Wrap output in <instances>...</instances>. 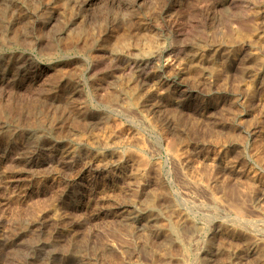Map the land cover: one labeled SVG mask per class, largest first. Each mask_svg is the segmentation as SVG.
Returning a JSON list of instances; mask_svg holds the SVG:
<instances>
[{
	"label": "rangeland",
	"instance_id": "obj_1",
	"mask_svg": "<svg viewBox=\"0 0 264 264\" xmlns=\"http://www.w3.org/2000/svg\"><path fill=\"white\" fill-rule=\"evenodd\" d=\"M0 264H264V0H0Z\"/></svg>",
	"mask_w": 264,
	"mask_h": 264
},
{
	"label": "bare ground",
	"instance_id": "obj_2",
	"mask_svg": "<svg viewBox=\"0 0 264 264\" xmlns=\"http://www.w3.org/2000/svg\"><path fill=\"white\" fill-rule=\"evenodd\" d=\"M121 40H122V39H121ZM124 40H125V39H124ZM125 41H126V40H125ZM127 41H128V40H127ZM127 41H126V42H127ZM118 42H120V40H119ZM138 42H139V41H138ZM124 43H125V42H124ZM124 43H123V44H124ZM127 43H128V42H127ZM123 44H122V45H123ZM124 46H125V45H124ZM127 46H128V45H126V47H127ZM122 47H123V46H122ZM115 48H116V47H115ZM120 48H121V47H120ZM124 49H125V48H124ZM112 95H113V94H112ZM132 102H133V101H132ZM152 199H153V198H152ZM151 204H152V203H151ZM236 211H237V210H236ZM239 211H240V214H242V211H241V210H239ZM238 227H239V226H238ZM242 227H243V226H242ZM175 228H176V227H175ZM171 231H172V230H171ZM129 238H130V237H129ZM130 240H131V239H130ZM132 240H133V239H132ZM122 241H123V240H122ZM127 241H128V239H127ZM201 263H202V262H201Z\"/></svg>",
	"mask_w": 264,
	"mask_h": 264
}]
</instances>
